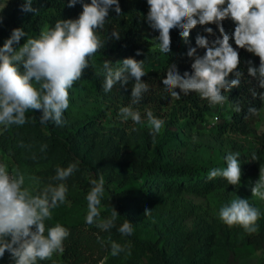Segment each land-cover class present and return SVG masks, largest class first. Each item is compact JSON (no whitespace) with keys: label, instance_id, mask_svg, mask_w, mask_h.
<instances>
[{"label":"trees","instance_id":"obj_1","mask_svg":"<svg viewBox=\"0 0 264 264\" xmlns=\"http://www.w3.org/2000/svg\"><path fill=\"white\" fill-rule=\"evenodd\" d=\"M181 1L7 0L0 9V89L5 93L2 101L10 107L6 117L20 116L24 122L0 133V147L17 159L24 147L45 144L33 154L34 159L57 148L65 160L82 170L73 155L81 124L56 127L61 113L56 96V110L50 116L24 108L12 80L14 75L22 86L40 69L66 60L70 62L59 78H76L89 93L106 95L120 105L171 104L164 120L168 125H201L213 116L212 133L249 132L250 123L264 105V47L257 45L256 38L264 29V0H232L229 9H217L207 16L183 14ZM143 27L153 30L160 48H150L151 43L140 37ZM28 41L35 42L29 44L25 55L5 64V57ZM163 116L151 114L156 121ZM262 151L264 131L253 151L234 154L225 167L150 162L139 170L132 186L110 190L96 185L110 197L128 190L147 198L153 194L149 187L152 179L160 189L210 192L252 174L256 170L253 158ZM12 197V187L0 190V264H25L36 243L47 244L50 236L19 234L2 242ZM117 205L122 224L132 233L127 206ZM47 228L57 238L58 258L63 264H81L104 249L92 223L55 220ZM67 228L70 233L64 236ZM261 232L264 237V227ZM137 241L153 264H173L162 240Z\"/></svg>","mask_w":264,"mask_h":264},{"label":"rangeland","instance_id":"obj_2","mask_svg":"<svg viewBox=\"0 0 264 264\" xmlns=\"http://www.w3.org/2000/svg\"><path fill=\"white\" fill-rule=\"evenodd\" d=\"M6 2L0 0V9ZM231 2L183 0L179 10L185 15L207 16L217 9H229ZM140 37L151 43L150 48H160L151 28L143 27ZM45 38L44 33L41 47ZM256 38L257 45L264 47V29L258 31ZM34 42L28 41L13 55L6 56L5 64L21 59ZM69 62L40 69L22 86L14 75L12 80L24 108L50 116L56 110V96L61 102L56 127L81 124L73 155L82 170L65 160L57 148L44 158L34 159L33 154L45 144L24 147L17 159L0 147V174L11 171L15 178L2 242L19 234H49L48 243H36L25 264H63L58 258L57 238L47 226L55 220H82L94 224L104 249L81 264H153L137 240H162L173 264H264V151L253 158L256 170L252 174L210 192L160 189L156 179H152L149 187L153 194L147 198L128 190L110 197L96 185L110 190L132 186L139 170L150 162L225 167L234 154L253 151L257 146L264 131V105L247 133H212L209 125L216 120L213 116L201 125H168L164 120L171 104L120 105L109 101L106 95L89 93L78 79L59 78ZM152 69L153 65L149 66ZM4 97L0 89V133L24 122L20 116L6 117L10 107L2 101ZM152 113L164 116L156 121ZM117 202L127 206L132 233L122 224ZM69 233L67 228L64 236Z\"/></svg>","mask_w":264,"mask_h":264},{"label":"built area","instance_id":"obj_3","mask_svg":"<svg viewBox=\"0 0 264 264\" xmlns=\"http://www.w3.org/2000/svg\"><path fill=\"white\" fill-rule=\"evenodd\" d=\"M14 182V174L11 171H5L0 174V190L11 187Z\"/></svg>","mask_w":264,"mask_h":264}]
</instances>
